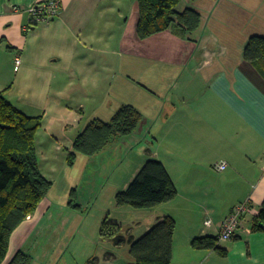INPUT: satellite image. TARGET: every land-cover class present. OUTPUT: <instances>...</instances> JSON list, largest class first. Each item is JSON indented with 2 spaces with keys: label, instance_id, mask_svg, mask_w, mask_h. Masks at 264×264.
I'll list each match as a JSON object with an SVG mask.
<instances>
[{
  "label": "crops",
  "instance_id": "crops-1",
  "mask_svg": "<svg viewBox=\"0 0 264 264\" xmlns=\"http://www.w3.org/2000/svg\"><path fill=\"white\" fill-rule=\"evenodd\" d=\"M42 1L0 0V91H5L7 99L27 115L61 117L64 130L53 134L57 140L50 141L57 149L61 144L71 149L77 136H67L66 117L80 122L85 96H91L84 70L86 64L95 70L96 63L84 61L95 60L96 53L89 45L97 37L98 20L106 14L109 0H61L55 18L34 23L30 8ZM132 15L133 21L126 24L120 38V50L129 53L134 46L138 54H152L156 59L158 54L140 51V42L148 39L136 36L138 4ZM159 35L179 40L184 51L188 49L185 57L195 47L192 59L198 60L188 63L190 76L186 80H168L170 92L160 99L159 107L163 104L157 110V159L165 164L177 196L157 205L152 223L166 215L176 220L171 264H264V229L252 230L264 202V76L240 53L234 56L226 47L218 53L210 49L204 36L187 43L168 31ZM16 56L21 58L18 69ZM78 84V90L68 88ZM61 98L69 103H61ZM222 161L227 168H215ZM129 184L127 181L125 187ZM243 202H248L251 210L243 216L236 236L219 242L220 251L192 244L196 237L218 236L224 219ZM54 204L45 197L33 217L13 231L2 264H7L18 250L24 251ZM103 253L104 257H98L94 264H115L112 252ZM64 257L61 264L84 262L75 256Z\"/></svg>",
  "mask_w": 264,
  "mask_h": 264
},
{
  "label": "rangeland",
  "instance_id": "rangeland-1",
  "mask_svg": "<svg viewBox=\"0 0 264 264\" xmlns=\"http://www.w3.org/2000/svg\"><path fill=\"white\" fill-rule=\"evenodd\" d=\"M137 4L135 0H109L107 3L106 14L98 20L97 37L89 45L96 53L95 60L84 61L96 63L95 70L88 68V64L84 70L91 96H85L80 122L66 117L68 127L65 130L67 136L75 137L89 120L100 117L108 121L122 104L127 103L142 113L139 129L95 156L78 154L74 164L68 165V150L62 144L57 149L50 141V138L56 139L53 134L64 130L61 117L54 114V117L42 119L36 133V151L42 171L53 183L47 198L55 204L23 247L31 257L30 264H61L64 255L67 259L75 256L80 262L84 261L81 264H94L107 251L112 252L115 264H128L132 257L129 244L120 246L113 239L101 237L104 218L108 216L110 221L120 223L121 233L135 239L155 224L152 222L157 216V206L140 209L118 206L116 193L127 188V181L135 178L147 159L157 158V110L162 109L163 104L161 102L159 107L160 99L170 92L168 80H186L190 76L188 63L198 59H192L195 47L191 55L185 57L188 49L184 51L179 40L170 41L160 36L161 32L146 38L144 44L140 42V51L158 54L156 59L152 54H138L134 46L129 53L122 52L120 38L126 24L133 21L132 13ZM187 7L195 8L201 15V26L193 33V38L204 36L206 46L215 48L216 53L226 47L234 56L240 53L244 58L250 36L264 34V0H181L177 9L183 11ZM165 31L175 35L170 30ZM154 35H157L155 39ZM191 41L193 39L187 43ZM106 64L107 68L103 66ZM68 88L75 91L81 85ZM62 100L69 103L65 98L59 101L62 103ZM32 217L31 214L28 219ZM47 223L49 225L43 228Z\"/></svg>",
  "mask_w": 264,
  "mask_h": 264
},
{
  "label": "trees",
  "instance_id": "trees-1",
  "mask_svg": "<svg viewBox=\"0 0 264 264\" xmlns=\"http://www.w3.org/2000/svg\"><path fill=\"white\" fill-rule=\"evenodd\" d=\"M138 3L137 35L146 39L153 34L170 30L175 35L194 40L193 33L201 26V15L193 7L177 9L181 0H135ZM197 1V0H192ZM244 59L251 62L264 76V34L248 39ZM42 116H30L19 110L0 91V264L5 260L13 231L34 214L52 187L41 171L36 151V133ZM142 121V113L133 104H122L110 120L93 118L74 140L68 150V165L78 154L95 156L120 139L133 134ZM177 188L165 164L149 158L126 189L116 193L118 206L149 208L173 200ZM176 220L170 215L156 222L143 236L123 235L122 225L104 218L100 235L113 239L117 245L129 244L133 261L128 264H171L173 233ZM264 229V202L254 219L252 230ZM218 236L196 237L197 248L221 250ZM31 257L23 250L7 264H30Z\"/></svg>",
  "mask_w": 264,
  "mask_h": 264
},
{
  "label": "built area",
  "instance_id": "built-area-1",
  "mask_svg": "<svg viewBox=\"0 0 264 264\" xmlns=\"http://www.w3.org/2000/svg\"><path fill=\"white\" fill-rule=\"evenodd\" d=\"M61 6V0H45L39 2L30 8L32 15V21L34 23L48 22L55 18ZM21 63L20 56L15 58V69H18ZM218 170H224L227 168V163L222 161L215 165ZM251 207L248 202H243L234 207L230 214L224 219L221 230L218 234L219 241L233 239L237 231L239 230L242 218L246 212H249ZM29 215L27 218H30ZM209 221L206 222L208 224Z\"/></svg>",
  "mask_w": 264,
  "mask_h": 264
}]
</instances>
